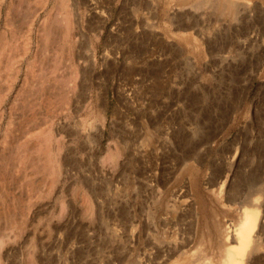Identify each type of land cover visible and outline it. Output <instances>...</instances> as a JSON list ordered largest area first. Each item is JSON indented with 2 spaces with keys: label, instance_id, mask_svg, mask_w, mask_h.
Listing matches in <instances>:
<instances>
[{
  "label": "rangeland",
  "instance_id": "obj_1",
  "mask_svg": "<svg viewBox=\"0 0 264 264\" xmlns=\"http://www.w3.org/2000/svg\"><path fill=\"white\" fill-rule=\"evenodd\" d=\"M212 173L264 184V0H0V264H156L186 187L217 256Z\"/></svg>",
  "mask_w": 264,
  "mask_h": 264
},
{
  "label": "bare ground",
  "instance_id": "obj_2",
  "mask_svg": "<svg viewBox=\"0 0 264 264\" xmlns=\"http://www.w3.org/2000/svg\"><path fill=\"white\" fill-rule=\"evenodd\" d=\"M95 63L96 59L94 57L91 65L93 66ZM80 64H78L79 67H81ZM78 71L76 72V78L78 77ZM71 90L72 91L70 92H72V95L74 96L82 95L84 91L91 94V89L85 84V80H75ZM101 126L102 125H100V127ZM236 154L237 153H235L232 160L235 159V163H238V158H235ZM233 164L234 161L232 162V165ZM228 169L229 171L231 170V165ZM250 173L253 175L252 171ZM221 176V174L217 173L210 174L209 180H207V187L212 195H215V197L217 196L224 205L238 213V219L224 218L222 220L217 217L219 229L218 255L202 258L201 251H203V249L200 247V244L203 240L200 241V244H196L195 242L202 217L200 216V211L202 215V210L206 208L204 205L206 204L207 196H205V193L204 195H198L199 200L196 203L190 195L191 188L188 189L186 187L180 192L177 191V193L173 195L174 197L168 199L167 202L164 203V205H166L165 207H161V215L158 223H155V220L153 221L155 211L152 210L150 205L143 213L145 215L143 224L145 230H147V241H149V245L153 248L149 257L152 260V254H155L160 258L156 264H166L167 259L174 253L177 254V259L169 264H254L257 259L264 260V254L262 253V250L264 251V197H260V194L264 193V191H262L264 189V184H262L261 187L254 184H248L249 186H245L240 193H232L233 179L231 182H228L227 178H225L219 183V185H217ZM169 178L170 177L167 179ZM253 182L255 181L253 180ZM157 186V188L154 187V189H152L151 195L156 192L153 197L162 199L164 189L159 185ZM201 205H203L202 208ZM185 212L191 214V221L184 222L186 219V217L183 218ZM205 212L207 213L206 210ZM216 215L218 216L217 213ZM171 216L176 217L177 219V222H175L177 225L176 232H174L177 234L175 235L173 233L175 236H171L166 228ZM133 224L135 223L133 222ZM160 226L165 227V230H163L164 233L159 236V233L157 232L161 229ZM187 229L190 230L188 231Z\"/></svg>",
  "mask_w": 264,
  "mask_h": 264
}]
</instances>
